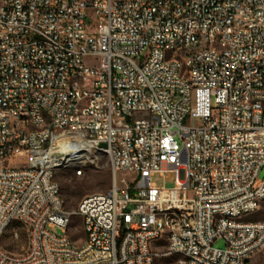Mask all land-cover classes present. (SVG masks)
<instances>
[{
  "label": "built area",
  "instance_id": "obj_1",
  "mask_svg": "<svg viewBox=\"0 0 264 264\" xmlns=\"http://www.w3.org/2000/svg\"><path fill=\"white\" fill-rule=\"evenodd\" d=\"M260 25L264 0H0V264H147L162 253L145 241L163 229L172 237L160 245L180 264H243L264 245ZM197 34L204 51L188 55ZM213 36L231 52L216 55ZM16 111L32 112L33 126L18 128ZM64 145L112 154L110 187L73 211L55 198L52 166L85 164ZM170 206L184 207L185 224L158 223ZM73 216L87 220L80 250L65 237ZM17 219L27 246L7 257L1 242L18 237Z\"/></svg>",
  "mask_w": 264,
  "mask_h": 264
},
{
  "label": "bare ground",
  "instance_id": "obj_2",
  "mask_svg": "<svg viewBox=\"0 0 264 264\" xmlns=\"http://www.w3.org/2000/svg\"><path fill=\"white\" fill-rule=\"evenodd\" d=\"M260 33H264V25H260ZM212 45H214V52L216 55H226L231 52L230 43L220 42V36H213ZM205 47V34H197V40L194 46H189L188 55L202 54ZM262 52V42H254V54H261ZM60 66L65 73H73L76 70V63H71L68 57H60ZM38 92H47V85H38ZM235 102H242V107H250V99H243L242 95H235ZM89 114H96V106H89ZM17 119H25L18 121V128H28V126H33L32 112L28 111H16ZM38 119H48L47 111H38ZM93 151L97 154H105L108 157L109 164L112 163V154L108 151L107 147L92 146L90 147V152ZM64 153L67 159L80 161L81 164H87L89 150L85 149V146H73L64 145ZM66 168V167H65ZM61 169V166H52L51 181H55V198H60V204L62 205V211H68L64 208L63 200L61 197V190L58 182L55 179V172ZM76 175H80L81 171H75ZM88 200V195L85 196L79 204L85 203ZM264 203V196L255 197V205H262ZM218 218H224V221H234L245 222L250 219V212L236 213L227 211H218ZM167 220H176L178 224L186 223V214L183 206H170V207H160L158 223H165ZM17 223L22 225L27 232L28 238V224H26L24 219H17ZM82 233L86 231L87 220L81 219ZM70 229H65V237H70ZM172 237V230L163 229L162 234L160 233H150L149 240L145 241V249L149 251L150 255H157V248L160 241H169ZM264 248V245H259L258 248H254L245 252L246 263L249 257L255 254L257 251ZM72 250H80V244L72 243ZM5 253L7 257H17L19 253L10 251L5 248ZM156 258H147V264H154ZM180 264V263H179Z\"/></svg>",
  "mask_w": 264,
  "mask_h": 264
},
{
  "label": "rangeland",
  "instance_id": "obj_3",
  "mask_svg": "<svg viewBox=\"0 0 264 264\" xmlns=\"http://www.w3.org/2000/svg\"><path fill=\"white\" fill-rule=\"evenodd\" d=\"M90 156H92L90 158ZM97 159V160H96ZM264 178V168L259 171L256 184ZM55 179L58 182L61 190L63 205L66 210L73 211L77 208L80 201L87 195L105 192L111 184V172L109 168L108 157L105 154H97L91 151L88 155V162L83 166L81 174L76 175L73 167L58 169L55 172ZM154 181L161 185L160 179L154 178ZM173 185V174H168L165 178V186ZM18 237L14 240L8 238V235L2 240V245L13 252H21L27 246L26 229L19 223L13 224ZM69 235L77 243H82L83 233L81 228V218L73 216L71 221ZM162 255L156 258L154 264H179L175 256L165 255V247L163 244L157 245ZM215 246L223 247L222 241H216ZM245 264H264V248L257 251L248 258Z\"/></svg>",
  "mask_w": 264,
  "mask_h": 264
},
{
  "label": "water",
  "instance_id": "obj_4",
  "mask_svg": "<svg viewBox=\"0 0 264 264\" xmlns=\"http://www.w3.org/2000/svg\"><path fill=\"white\" fill-rule=\"evenodd\" d=\"M104 146V144H102Z\"/></svg>",
  "mask_w": 264,
  "mask_h": 264
}]
</instances>
